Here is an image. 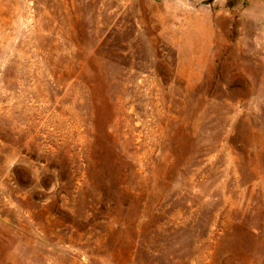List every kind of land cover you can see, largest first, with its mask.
I'll return each mask as SVG.
<instances>
[{
  "label": "rangeland",
  "instance_id": "rangeland-1",
  "mask_svg": "<svg viewBox=\"0 0 264 264\" xmlns=\"http://www.w3.org/2000/svg\"><path fill=\"white\" fill-rule=\"evenodd\" d=\"M0 264H264V0H0Z\"/></svg>",
  "mask_w": 264,
  "mask_h": 264
}]
</instances>
